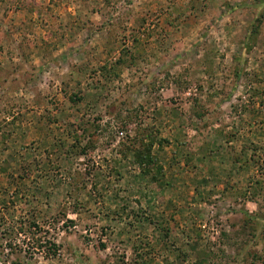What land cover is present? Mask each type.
Returning a JSON list of instances; mask_svg holds the SVG:
<instances>
[{"label":"rangeland","instance_id":"1","mask_svg":"<svg viewBox=\"0 0 264 264\" xmlns=\"http://www.w3.org/2000/svg\"><path fill=\"white\" fill-rule=\"evenodd\" d=\"M0 264H264V0H0Z\"/></svg>","mask_w":264,"mask_h":264},{"label":"trees","instance_id":"2","mask_svg":"<svg viewBox=\"0 0 264 264\" xmlns=\"http://www.w3.org/2000/svg\"><path fill=\"white\" fill-rule=\"evenodd\" d=\"M155 159L148 157V156H144L143 158L139 157V161H140V165L146 166L147 164L153 163Z\"/></svg>","mask_w":264,"mask_h":264}]
</instances>
